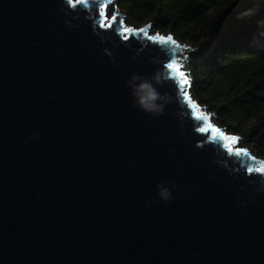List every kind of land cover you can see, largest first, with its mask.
<instances>
[{"label": "water", "instance_id": "water-1", "mask_svg": "<svg viewBox=\"0 0 264 264\" xmlns=\"http://www.w3.org/2000/svg\"><path fill=\"white\" fill-rule=\"evenodd\" d=\"M110 1L0 0V264H264V156L201 131L240 137L168 68L214 40L126 23ZM134 75L162 114L134 104Z\"/></svg>", "mask_w": 264, "mask_h": 264}, {"label": "trees", "instance_id": "trees-1", "mask_svg": "<svg viewBox=\"0 0 264 264\" xmlns=\"http://www.w3.org/2000/svg\"><path fill=\"white\" fill-rule=\"evenodd\" d=\"M134 22H156L180 39H213L190 60L192 89L217 121L264 156V0H115Z\"/></svg>", "mask_w": 264, "mask_h": 264}, {"label": "snow or ice", "instance_id": "snow-or-ice-1", "mask_svg": "<svg viewBox=\"0 0 264 264\" xmlns=\"http://www.w3.org/2000/svg\"><path fill=\"white\" fill-rule=\"evenodd\" d=\"M102 15H103V13H102ZM106 19H107V17L105 16V20ZM115 20H116V16L113 15L111 21H109L108 23H104V21H102L101 22V26L111 27L112 26V22H114ZM121 25H123V21H121ZM148 27H151V25H149ZM120 31H121L122 34H135L138 31V32L143 33L144 36L148 37L147 29L135 30V29L128 28V27H122L120 29ZM123 38L124 39H128V35H124ZM148 38L149 39H153V40H159V41H161L163 43L170 42L171 44L176 45V41L171 36H169L167 38L161 37V36H153V37H148ZM177 47H179V46L177 45ZM168 68L169 69H173L175 72H178L179 77H185V73L183 71L179 70V65L175 61H173L172 63L168 64ZM187 83H188L187 78H184V79L180 80V86H181L182 90L184 88V85H186ZM185 96H186L187 99H189V102L192 104V107L195 108L196 105L191 101L190 97H187V93H185ZM198 118L202 119L203 121H208V119H209L208 116L204 115L202 112H200L198 114ZM209 129H212L214 132L219 133V137L222 138L223 140L229 141V145H228L229 151H232V145L236 144L239 141V137L227 136L222 131H220L219 129L213 128V126L210 123L206 124V127L201 128V131H208ZM235 152H236L237 155H240L241 153H243L246 156L249 155L246 150L240 149V148L235 149ZM256 170L260 171V172H264V164H262ZM248 171L251 172V171H253V169L249 168Z\"/></svg>", "mask_w": 264, "mask_h": 264}, {"label": "clouds", "instance_id": "clouds-1", "mask_svg": "<svg viewBox=\"0 0 264 264\" xmlns=\"http://www.w3.org/2000/svg\"><path fill=\"white\" fill-rule=\"evenodd\" d=\"M132 79L140 81L135 85V88L132 89L134 104L153 115L162 114L163 103H161V101L164 100V97L160 95L154 84L148 79H142L135 75ZM157 187L159 189L158 195L161 199L167 201L172 198V193L167 187L163 186V184H158ZM173 187H175V185H173Z\"/></svg>", "mask_w": 264, "mask_h": 264}, {"label": "rangeland", "instance_id": "rangeland-1", "mask_svg": "<svg viewBox=\"0 0 264 264\" xmlns=\"http://www.w3.org/2000/svg\"><path fill=\"white\" fill-rule=\"evenodd\" d=\"M109 7H110V13H112L113 10H114V8H115V0H111V1L109 2ZM125 11H126V10H125ZM125 21H126V23H131V22H133L132 18H131L129 15H127V16L125 17ZM155 25H156V22H155V21L152 22L151 27H150L151 31L165 32L164 30H162V29H160V28H157ZM179 38H180V37H179ZM182 40H183V39H182ZM186 41H187V40H186ZM187 42H189V41H187ZM190 43H191V42H190ZM192 45H195V44L192 43ZM177 62H178V64H180L179 68H180L181 70H185V69H188V70H189V74L191 75V77H189V76H188V77L185 76V77H183V78H187V80H189L188 90H189L190 92H192V98L195 97V98H193V99H196L197 102H198V104H200V107L197 108L198 111H205V112H207V113L212 112L213 109L210 108V107H209L208 105H206L205 103H203L200 99H198V98L196 97V95H195L193 89H192V81H193V77H192L191 68H190V60H188V59H182V58H181V59H178ZM183 72L185 73V75H188V71H183ZM186 86H187V84H186ZM210 119H211L214 123L220 124V123L217 121V116H216V112H215V111H214V114H213V115H210ZM229 130H230V129H229ZM231 132L234 133V134H238V136H240V137H239V141L236 143L237 146H243V145H244V146H247V147L251 150L252 153L259 155V154L257 153L256 149L254 148V146H253L252 144H248V143L245 141V139L242 137L241 134H239V133H237V132H234V131H231Z\"/></svg>", "mask_w": 264, "mask_h": 264}, {"label": "bare ground", "instance_id": "bare-ground-1", "mask_svg": "<svg viewBox=\"0 0 264 264\" xmlns=\"http://www.w3.org/2000/svg\"><path fill=\"white\" fill-rule=\"evenodd\" d=\"M125 22H126V21H125ZM193 98H195V97H193ZM195 100H196V99H195ZM196 102H197V100H196ZM197 103H198V102H197ZM199 107H200V106H199ZM199 107H198V108H199Z\"/></svg>", "mask_w": 264, "mask_h": 264}]
</instances>
